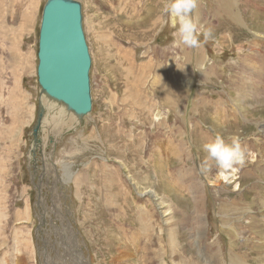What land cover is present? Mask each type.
Wrapping results in <instances>:
<instances>
[{
    "label": "rangeland",
    "instance_id": "1",
    "mask_svg": "<svg viewBox=\"0 0 264 264\" xmlns=\"http://www.w3.org/2000/svg\"><path fill=\"white\" fill-rule=\"evenodd\" d=\"M76 1L92 111L73 134L61 137L68 125L43 130L33 183L46 0H0V264H264V0H230L233 11L228 0H198L195 48L180 42L170 0ZM170 74L189 103L181 94L174 105L146 106L161 90L149 82ZM47 134L57 140L56 169H46L38 226ZM217 136L247 149L244 166L224 176L214 162L202 171Z\"/></svg>",
    "mask_w": 264,
    "mask_h": 264
},
{
    "label": "water",
    "instance_id": "2",
    "mask_svg": "<svg viewBox=\"0 0 264 264\" xmlns=\"http://www.w3.org/2000/svg\"><path fill=\"white\" fill-rule=\"evenodd\" d=\"M92 61L83 29L81 3L76 0H46L40 15L37 38L36 82L38 104L31 141L27 153L34 183L37 155L44 158L42 133L48 127H66L61 137L84 125V118L92 111L90 69ZM52 118H55L54 124ZM80 127V128H81ZM51 149L41 160V174L34 186L38 198L39 224L46 221L42 204V187L46 169L52 166L56 137L48 136ZM41 225V226H43ZM38 230V227H37Z\"/></svg>",
    "mask_w": 264,
    "mask_h": 264
},
{
    "label": "clouds",
    "instance_id": "3",
    "mask_svg": "<svg viewBox=\"0 0 264 264\" xmlns=\"http://www.w3.org/2000/svg\"><path fill=\"white\" fill-rule=\"evenodd\" d=\"M197 6L198 0H170V3L166 5V11L169 16L179 24L180 42L193 48L200 46L198 25L193 18V12ZM204 36L207 40L212 36V30H206ZM204 147L207 152V157L202 167L204 172L211 170L212 162L221 169V176H224L229 170L232 172L237 171L236 165L243 167L245 164L247 149L241 146L237 137H233L232 143L227 144L222 137L217 136L213 143Z\"/></svg>",
    "mask_w": 264,
    "mask_h": 264
},
{
    "label": "crops",
    "instance_id": "4",
    "mask_svg": "<svg viewBox=\"0 0 264 264\" xmlns=\"http://www.w3.org/2000/svg\"><path fill=\"white\" fill-rule=\"evenodd\" d=\"M232 11H233V7H232ZM237 17H238V15H237ZM233 22H238V20L236 19ZM202 41H204L205 43L206 42H209V44L212 43V39L210 37L207 40L204 37ZM210 46H211V44H210ZM178 66L179 67L174 68V70L176 71V73L178 75H183L184 72H185V74L187 76V69H186V67L184 65H178ZM138 68L140 69V68H143V67L142 66H139ZM187 68L189 69L190 67L188 66ZM140 70H144V69H140ZM144 78H148V81H149L150 74L148 73L140 81L134 82L133 87H137L138 85L142 84ZM149 83L151 84V87H157V88H159L161 90H160L159 95H153V96H151V100H148V101L145 102L146 103V106H152V104H153V106L158 105V104L159 105H163V106L174 105V104L177 103V99L176 98L178 96H180L181 94H182V97H181L182 101H184L186 103H189L190 96H191V92L189 90H182L181 91L182 93H177L179 91H177V89H173V83L174 82H173V78H172L171 74H170V77L167 80H164L163 78H161V79H154V80H151ZM145 97H146V99H149V96L145 95ZM138 102H141L142 103V100H139Z\"/></svg>",
    "mask_w": 264,
    "mask_h": 264
},
{
    "label": "bare ground",
    "instance_id": "5",
    "mask_svg": "<svg viewBox=\"0 0 264 264\" xmlns=\"http://www.w3.org/2000/svg\"><path fill=\"white\" fill-rule=\"evenodd\" d=\"M232 3H233V2H230V0L227 1V4H228V5H226V6H227V9H226V10H229V8H230V10H231V7H233ZM231 13H232V12H231ZM233 16H234V15H233ZM233 18H234V17H233ZM234 20H235V19H234ZM88 115H89V114H88ZM88 115H87V116H88ZM87 116H86V117H87ZM84 120H85V118H84ZM81 126H82V125H79V128L76 129V130H74V131H72L70 134L75 133L77 130L80 129ZM47 136H50V135L47 134ZM52 168L54 169V167H52ZM158 187H159V186H158ZM225 203L227 204V202H225ZM226 204H225V205H226ZM257 204H258V203H257ZM225 205H224V206H225ZM227 205H228V204H227ZM259 205H260V204H259ZM224 206H223V207H224ZM225 208H226V207H225ZM228 208H229V207H228ZM237 208H238V207H237ZM237 208H236V209H237ZM243 208H244V207H243ZM253 209H254V208H253ZM232 210H235V209H232ZM228 211H229V209H228ZM239 211H240V210H239ZM239 213H240V212H239ZM235 214H237V213H235ZM243 215H244V214H243ZM229 230H230V229H229ZM263 230H264V229H263ZM261 232H262V229H261ZM263 232H264V231H263ZM191 237H192V236H191ZM173 244H174V243H173ZM171 245H172V244H171ZM175 246H176V245H175ZM190 249H191V248H190ZM173 255H174V252H173ZM262 256H263V255H262Z\"/></svg>",
    "mask_w": 264,
    "mask_h": 264
}]
</instances>
